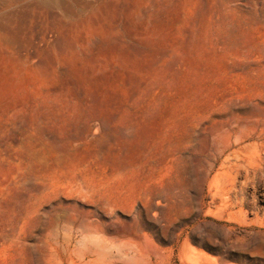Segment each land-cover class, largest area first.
I'll list each match as a JSON object with an SVG mask.
<instances>
[{
    "label": "rangeland",
    "instance_id": "obj_1",
    "mask_svg": "<svg viewBox=\"0 0 264 264\" xmlns=\"http://www.w3.org/2000/svg\"><path fill=\"white\" fill-rule=\"evenodd\" d=\"M245 122L241 146L264 159V0H0V264L84 250L80 234L57 249L71 196L46 192L78 177L128 204L178 264L189 232L201 256L186 264H264V165L234 205L218 198L231 187L220 164L199 172ZM169 192L150 218L146 197Z\"/></svg>",
    "mask_w": 264,
    "mask_h": 264
},
{
    "label": "bare ground",
    "instance_id": "obj_2",
    "mask_svg": "<svg viewBox=\"0 0 264 264\" xmlns=\"http://www.w3.org/2000/svg\"><path fill=\"white\" fill-rule=\"evenodd\" d=\"M246 122L242 124L241 127L239 126L240 128L237 127V131L228 132L230 136L228 137L227 143L223 144L224 142H221L220 144L218 142L215 145L216 149L211 154V159L207 162L209 165L208 170L202 171L201 169V171H199L202 175L201 181L205 182L207 174L214 170L217 164H220V169L230 177L231 187L223 188L218 198L220 200H233L231 205H234L237 199L236 194L239 185L241 184L243 186L246 185L248 181L255 180L258 173L263 170L264 165V159L261 156L260 149H258L259 145L257 142L254 143V141L252 142L253 144L249 142L251 145L241 146L246 140V136L245 138L242 136V130L245 131L248 124H246ZM263 131L264 130L261 131L260 136ZM246 154L248 156L242 157ZM200 184L199 189H197V197H195L197 200L195 209H197L198 212L202 211L204 199L203 183ZM47 191L54 195L61 194V196H71L69 201L61 204L57 208L54 214V216H56L54 218L56 219L52 220L55 225L53 226L55 227V232L53 230L52 235L54 234L53 237L55 236L54 238H56L57 249L59 251L64 249L69 252L70 247L69 245L65 247V239L63 240V238L73 239L79 234L84 237L86 243V247L84 250H81L78 255L75 249H72V253H74L75 257L71 258L70 264H109V258L111 257H121L125 260V262L119 264H178L174 260L175 258H173L174 247L169 249L163 248L161 246L162 243L159 239L157 240L155 235L147 233L141 235L138 233L135 227L139 226V222L137 219L132 220L128 217L130 215V212L127 210L128 204L124 206L125 204L122 205V203L118 201L93 192L94 190L83 180L79 179V177L73 181L69 179V181L64 180L63 182L53 183L47 187L46 192ZM175 197V193L171 192L158 193L152 197H146V201L142 203L141 206L145 209V213H147L150 218H152L150 212H153V217L156 218L161 211L162 202H173V200L177 198ZM154 199H156L155 203L153 202ZM118 212L125 214V217L118 215ZM143 214V210L140 209L137 218L142 223H140L141 229L143 230L142 225H144L145 231L147 230V224L143 221ZM198 237L190 232L185 235V237L179 235L180 241H178L183 256L180 264H186V261L200 262L201 251L194 247V245L201 246ZM155 249L168 251L169 257L163 260L162 257L164 256H155ZM58 253L59 252H57V254ZM56 259V264H65L61 256H56ZM221 260L223 261V258H221Z\"/></svg>",
    "mask_w": 264,
    "mask_h": 264
}]
</instances>
